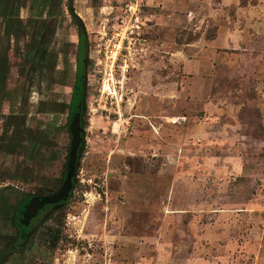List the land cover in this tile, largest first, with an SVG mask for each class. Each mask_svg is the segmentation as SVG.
Listing matches in <instances>:
<instances>
[{
    "label": "rangeland",
    "instance_id": "rangeland-1",
    "mask_svg": "<svg viewBox=\"0 0 264 264\" xmlns=\"http://www.w3.org/2000/svg\"><path fill=\"white\" fill-rule=\"evenodd\" d=\"M72 12L74 187L14 249L67 163ZM0 264H264V0H0Z\"/></svg>",
    "mask_w": 264,
    "mask_h": 264
},
{
    "label": "water",
    "instance_id": "water-1",
    "mask_svg": "<svg viewBox=\"0 0 264 264\" xmlns=\"http://www.w3.org/2000/svg\"><path fill=\"white\" fill-rule=\"evenodd\" d=\"M75 17V14H73ZM82 27V25H80ZM83 28V27H82ZM87 91V77L85 76L82 85L81 102L76 107L74 114L69 122V131L71 136L70 148L67 157V169L62 186L58 191L47 196H36L29 199L25 208L20 214L19 223L28 227L31 220L36 218L39 212L48 205H53L52 211L61 208V203L66 202L70 196L73 183L75 181L76 170L79 165V159L82 152L83 144V115L86 110L85 100ZM29 234L27 235V237Z\"/></svg>",
    "mask_w": 264,
    "mask_h": 264
},
{
    "label": "trees",
    "instance_id": "trees-1",
    "mask_svg": "<svg viewBox=\"0 0 264 264\" xmlns=\"http://www.w3.org/2000/svg\"><path fill=\"white\" fill-rule=\"evenodd\" d=\"M74 19H77L78 18L75 16ZM79 21V20H78ZM86 45H87V41L84 39V37L82 38V41H81V47H82V50L84 51L86 49ZM82 85H83V80L80 76V74L78 75V78H77V82H76V85L74 87V92L72 94V98H71V102L66 106V108L68 109V122H67V128H68V133L70 134V131H69V122H70V119L72 118L73 114H74V111L76 109V107L80 104L81 102V95H82ZM71 138V136H70ZM68 157V156H67ZM66 169H67V163L66 165L64 166V171H63V177L62 179L60 180L58 186H57V189L55 191H48L47 193H43V192H40L36 195H33V196H28L22 200H20L13 208H12V212L10 214V220H11V224L13 227H15V229L17 230L16 232V236L13 238V239H4L6 241V243L8 244V246L10 245V247L12 246V248H18L19 245H22L25 241H26V236L27 234L32 230L34 229V232L32 235H34L36 232L39 231V229L41 228L39 225L42 223V217L40 219H36V220H33V222L30 224V226L28 227H25V226H22L20 223H19V217H20V214L21 212L23 211V209L25 208V205L27 203V201L33 197H36V196H47V195H51L53 193H55L56 191H58L60 189V187L62 186L63 184V181H64V178H65V174H66ZM74 184V183H73ZM74 187V186H73ZM72 187V188H73ZM67 203L66 202H63L61 203L62 206H64L65 204ZM61 206V207H62ZM43 215L45 214L44 212L42 213ZM42 215V216H43ZM4 241V242H5ZM3 253H6V252H2V255Z\"/></svg>",
    "mask_w": 264,
    "mask_h": 264
},
{
    "label": "flooded vegetation",
    "instance_id": "flooded-vegetation-1",
    "mask_svg": "<svg viewBox=\"0 0 264 264\" xmlns=\"http://www.w3.org/2000/svg\"><path fill=\"white\" fill-rule=\"evenodd\" d=\"M71 16L74 18L73 12L71 13ZM75 20H76L77 25L79 27V33H78V43H77V52H76V55H77L76 56V66H75V74H74L75 77H74V82H73L72 87H71L70 102H71L72 94L74 92V87H75L76 82H77L78 75L80 74L82 80H84L85 76L87 77L88 58H89L88 44L86 45V49L84 51L82 50V47H81L82 38L84 37V39L87 41L86 33H85L84 29L80 26L81 23L77 19H75ZM44 42H45V40H44ZM37 68H39V65H37ZM67 118H68V109H67ZM52 208H53V205H48V206L44 207V209H42L39 212L38 216L36 218H34L33 220L40 219L42 217V222H43L44 220L48 219L50 217L49 215L52 214L53 212H55V211H52ZM43 212L45 213L44 215L42 214ZM33 220H31L30 224L33 222ZM33 232H34V229H32L28 233L29 236L28 237L26 236V238H29L33 234Z\"/></svg>",
    "mask_w": 264,
    "mask_h": 264
},
{
    "label": "built area",
    "instance_id": "built-area-1",
    "mask_svg": "<svg viewBox=\"0 0 264 264\" xmlns=\"http://www.w3.org/2000/svg\"><path fill=\"white\" fill-rule=\"evenodd\" d=\"M106 79L105 82L102 83L100 93L105 98L106 102L107 100L117 101V94L116 90L114 88V76L112 73V70H109L108 76L104 77Z\"/></svg>",
    "mask_w": 264,
    "mask_h": 264
}]
</instances>
